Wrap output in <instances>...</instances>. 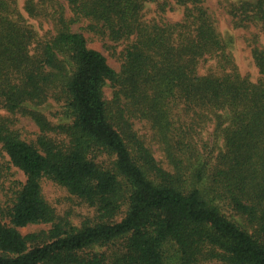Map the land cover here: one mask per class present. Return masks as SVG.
Returning <instances> with one entry per match:
<instances>
[{
    "label": "trees",
    "instance_id": "1",
    "mask_svg": "<svg viewBox=\"0 0 264 264\" xmlns=\"http://www.w3.org/2000/svg\"><path fill=\"white\" fill-rule=\"evenodd\" d=\"M64 1L69 17L61 0H26L30 16L53 24L40 37L16 0H0V110L39 128L28 142L0 114V145L26 176L8 223L0 203V264H264V48L252 49L254 82L203 0H174L184 8L175 22L144 18L148 4L164 12L162 0ZM229 13L264 33V0H240ZM79 22L114 53L125 44L119 70L72 29ZM208 58L217 72L200 74ZM208 123L213 147L199 144ZM44 179L94 215L80 225L59 216ZM32 224L50 226L18 229Z\"/></svg>",
    "mask_w": 264,
    "mask_h": 264
},
{
    "label": "rangeland",
    "instance_id": "2",
    "mask_svg": "<svg viewBox=\"0 0 264 264\" xmlns=\"http://www.w3.org/2000/svg\"><path fill=\"white\" fill-rule=\"evenodd\" d=\"M240 0H203L204 7L213 16L216 27L223 38L228 42L234 61L237 65L238 71L241 75L248 77L250 80L256 82L260 78L259 70L254 62L252 56V49L255 46L264 48V33L256 24H248L247 26L235 25L233 16L229 13V8L232 4L238 3ZM17 6L26 21L37 31L40 37H48L55 33L51 20L47 17H32L25 11L26 0H16ZM167 2L168 6L164 12L161 11L157 3L148 4L145 9L144 18L148 21L163 20V21H181L183 19L184 8L176 5L174 0H162L161 4ZM47 3L46 5H48ZM61 4L65 5V14L67 17L71 15L68 4L61 0ZM49 10L52 7L49 6ZM85 22L72 24L74 31H81L88 38V45L91 48L101 51L107 58L109 64L116 70L120 69V61L117 58L118 54L124 48L125 44L117 46L116 53L113 49L107 48L104 42L93 36L91 33L83 30ZM112 50V51H111ZM113 52V53H112ZM199 73L205 74L208 72H217V60L215 58H208L203 60L199 65ZM105 97L109 99L112 90L106 87L104 90ZM53 110L56 106L53 105ZM0 114L12 117L14 124L13 128L18 129L22 138L28 142H35L38 137L39 128L35 122L21 114L10 115L4 110H0ZM136 128L139 133L152 146L155 155L159 161L167 163L163 152L160 150L156 141H152L153 132L150 126L145 121H136ZM214 125L208 123L200 133L199 144H208L213 147L215 144V135L213 133ZM222 141L217 138V145ZM0 172L2 173L0 186V203L3 211V220L5 223L9 222L7 217L8 209L12 205V199L15 192L20 189L21 185L25 183L26 176L17 167L12 165L7 153L0 145ZM42 192L45 199L55 208L57 214L62 217H68L73 224L80 225L87 217L94 215L93 209L87 204L81 202L77 197L68 192V190L57 183L44 179L42 182ZM48 224H32L25 227L18 228L19 231L26 235L32 232L48 229ZM219 264V263H211Z\"/></svg>",
    "mask_w": 264,
    "mask_h": 264
}]
</instances>
